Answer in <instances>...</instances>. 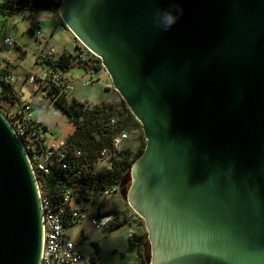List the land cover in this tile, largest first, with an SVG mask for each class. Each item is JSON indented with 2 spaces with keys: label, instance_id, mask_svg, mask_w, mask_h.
Here are the masks:
<instances>
[{
  "label": "water",
  "instance_id": "obj_1",
  "mask_svg": "<svg viewBox=\"0 0 264 264\" xmlns=\"http://www.w3.org/2000/svg\"><path fill=\"white\" fill-rule=\"evenodd\" d=\"M60 0L145 139L121 187L149 264H264V0ZM1 90V85H0ZM37 178L0 110V264H39Z\"/></svg>",
  "mask_w": 264,
  "mask_h": 264
},
{
  "label": "built area",
  "instance_id": "obj_2",
  "mask_svg": "<svg viewBox=\"0 0 264 264\" xmlns=\"http://www.w3.org/2000/svg\"><path fill=\"white\" fill-rule=\"evenodd\" d=\"M29 16L27 29L32 33L36 48L35 66L26 70L19 86H14L17 83L15 75L8 71L0 73V84L10 85L16 98L13 104L2 102L1 111L19 137L35 176L53 171L63 173L66 181V188L59 199H52L39 189L42 218L39 264H90L78 247L79 241L68 235L66 227L85 219L86 203L96 207V215L91 216V221L96 227L108 224L116 215L119 220L124 219L125 222L136 225L138 215L132 209L128 210L127 216H123V211L115 215H98L106 210L103 209L104 199L119 194V184L110 183L99 187L91 186L87 182L99 172L113 170L119 151L129 148L126 142L129 140L130 131L133 130L123 126L117 113H108L105 117L106 128L102 134L97 130L91 133L95 141H101L92 159L82 147L67 141L75 129V121L82 118L81 115L75 118L73 113L101 108L104 101L95 103L71 96L75 84L73 77L65 72L67 68L61 66L60 56L66 55L70 65L82 68L81 86L92 85L97 79L93 78V72L103 66L100 58L78 40H74L73 50L57 51L50 44L39 20L31 14ZM14 44L11 36L0 37V62L3 50ZM72 100L78 103L75 110L69 109V113L64 107L67 108ZM34 106H37L41 113L50 116L65 114L72 125L70 132L64 137L54 136L41 116L34 115ZM136 234L134 228H129V237ZM137 255L138 259L130 264H149L147 256L144 257L138 251Z\"/></svg>",
  "mask_w": 264,
  "mask_h": 264
},
{
  "label": "rangeland",
  "instance_id": "obj_3",
  "mask_svg": "<svg viewBox=\"0 0 264 264\" xmlns=\"http://www.w3.org/2000/svg\"><path fill=\"white\" fill-rule=\"evenodd\" d=\"M55 13L58 15V12ZM59 19L61 20L60 16ZM29 23L30 16L23 13L21 10H15L11 15L6 17L0 15V34L2 36L5 34H10L13 39L14 37H17L19 41L26 42V44L23 45L27 49L26 61L30 59L31 53L33 52V49H35L33 36L31 35L30 30L27 29ZM70 34V31L68 33L60 27L55 32L49 34V42L55 49L60 50L65 47L67 51L72 50V34ZM73 39L76 40L74 37ZM78 69L79 68L77 67H72L69 72L67 71V73H72L75 75L77 72H79ZM99 70L100 71L94 73L93 75L94 79H98H96L92 85L81 86L80 78L72 79L75 87L71 96H74L79 100L88 99L95 103L102 101L112 103L119 102L121 97L113 89L108 74L103 67L99 68ZM18 79L20 80L21 77ZM2 105L3 103L0 98V110L3 109ZM33 113L34 115L41 116V118L49 125V128L51 129L54 136L64 137L70 132L72 128V125L69 123L66 115L63 113L50 116L48 114L41 113L37 106H34ZM130 132V137L126 144L129 146L131 154L134 155L137 153L140 145L142 143L144 144L145 139L142 130L136 129ZM124 194L119 193L106 197L104 199L105 203L103 204V209L109 210L114 215L120 214L123 211L122 214L125 213L123 216H127V208L129 206L126 202V199L124 198ZM84 207L85 211L87 212L85 219L76 222L71 226H67L66 231L71 238L79 241L78 247L81 249L84 255H86L87 261L90 264H130L136 261L138 259V250H136V248L133 250H128L127 248V239L129 237L128 231L129 228L132 227L137 234H145L147 239V232L143 223V219L141 218V221V219L138 218L136 225L124 222L113 229H108L106 225L96 227L91 221V216L96 215V207L87 203L84 205ZM101 213L103 212H100L99 214ZM145 253L148 258V239ZM91 257L95 258L94 262L91 260Z\"/></svg>",
  "mask_w": 264,
  "mask_h": 264
},
{
  "label": "trees",
  "instance_id": "obj_4",
  "mask_svg": "<svg viewBox=\"0 0 264 264\" xmlns=\"http://www.w3.org/2000/svg\"><path fill=\"white\" fill-rule=\"evenodd\" d=\"M60 0H0V15L6 17L11 15L15 10H21L25 14H32L34 10H52L57 11ZM59 62L63 68L70 66L68 57L61 54ZM6 72V71H3ZM0 90L1 101L9 102L13 104L16 98L12 94V87L3 83ZM76 100H72L68 103L67 108L64 107L70 113L69 109L75 110ZM102 109V111L98 110ZM95 108L93 111H77L73 114L76 118L81 115V119L75 121V129L72 134L67 138L69 143L77 144L87 151V155L90 159L95 156L96 149L100 145L101 141H95L91 135L92 131L97 130L102 134L105 130V117L108 113H117L123 126L130 130H141V125L134 115L130 112L124 101L121 99L119 102H103L101 108ZM141 135V134H140ZM103 137V135H102ZM144 144L142 143L136 154L132 155L130 148H122L119 151V157L115 161L113 170L109 172H99L97 175L90 177L87 182L91 186H104L105 184L116 183L119 184L121 180L127 175L129 168L134 159L142 152ZM37 183L42 192L52 199H59L63 191L66 188V181L63 173L51 172L49 174L37 175ZM86 198V197H85ZM102 204V203H101ZM130 210V207L127 208ZM109 210H104L103 213L98 215L110 214ZM139 219H141L138 216ZM142 221V219H141ZM125 221L119 220L116 215L114 219L106 224L108 229H113ZM147 245V239L145 234H136L132 238L127 239L128 250L136 248L140 254L146 257L145 248Z\"/></svg>",
  "mask_w": 264,
  "mask_h": 264
},
{
  "label": "crops",
  "instance_id": "obj_5",
  "mask_svg": "<svg viewBox=\"0 0 264 264\" xmlns=\"http://www.w3.org/2000/svg\"><path fill=\"white\" fill-rule=\"evenodd\" d=\"M55 12H57V11L34 10V11H32V14H31L34 18L38 19L39 22L41 23L43 31L48 35V40H49V34L55 32L60 27L69 33V31L64 26L62 20L59 19V14L57 15ZM31 35H32V33H31ZM8 36H10V34ZM0 37H2L1 34H0ZM21 37H23V36H21ZM14 41H15L14 46L7 48V49H4L2 52V60L0 62V73L3 71H8L11 74L15 75L16 77L20 78L24 75V73L26 72L27 69L35 66L34 54L36 52V48L33 49V52L31 53L30 59L26 61L27 49L25 48V46H23L26 44V42L19 41L17 39V37H14ZM73 43H74V39L71 35L72 50H73ZM64 49L66 50L65 47L60 49V50H58V49H56V50L61 52ZM72 67L73 68H75V67L79 68L78 69L79 72H77V74H75V75L72 73H69V74L67 73V74L69 76L73 77V79L74 78H81L82 68L79 66L70 65L66 69L65 72H67V71L69 72V70ZM98 71H100V70L98 69L96 72H98ZM96 72H93V73H96ZM18 78H17V83L14 86H19L20 80ZM4 103L10 104L9 102H4ZM37 116H39V115H37ZM91 258L94 262L95 258L94 257H91Z\"/></svg>",
  "mask_w": 264,
  "mask_h": 264
},
{
  "label": "clouds",
  "instance_id": "obj_6",
  "mask_svg": "<svg viewBox=\"0 0 264 264\" xmlns=\"http://www.w3.org/2000/svg\"><path fill=\"white\" fill-rule=\"evenodd\" d=\"M183 14L184 9L180 6L179 0H174L168 9L155 11L153 23L160 31L167 32L178 23Z\"/></svg>",
  "mask_w": 264,
  "mask_h": 264
},
{
  "label": "flooded vegetation",
  "instance_id": "obj_7",
  "mask_svg": "<svg viewBox=\"0 0 264 264\" xmlns=\"http://www.w3.org/2000/svg\"><path fill=\"white\" fill-rule=\"evenodd\" d=\"M127 186H128V181L127 182H125L121 187H120V189H119V193H125V191H126V188H127Z\"/></svg>",
  "mask_w": 264,
  "mask_h": 264
}]
</instances>
